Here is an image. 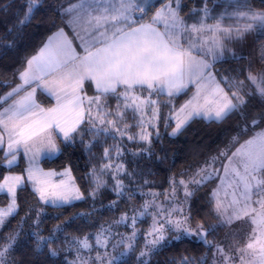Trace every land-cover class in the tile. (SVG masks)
<instances>
[{
  "label": "snow or ice",
  "instance_id": "1",
  "mask_svg": "<svg viewBox=\"0 0 264 264\" xmlns=\"http://www.w3.org/2000/svg\"><path fill=\"white\" fill-rule=\"evenodd\" d=\"M42 2L26 0L21 29L35 19ZM217 6L222 7L218 13ZM61 9L71 35L60 27L48 36L18 70L19 83L0 93V168L6 169L0 194L8 198L0 204V230L19 213L18 191L30 188L42 206L63 207L95 201L107 189L116 197L108 210L136 195L143 202L82 235H66L65 225L58 224L44 236V208H38L34 228L26 233L34 253L42 255L46 249L55 257L65 252V264H117L135 253L142 237L135 259L150 264L162 248L195 238L208 251L199 258L181 256L179 264H264V109L249 112L253 99L264 103V45L259 68L252 61L238 72L216 68L226 53L246 59L236 56L229 44L253 31L264 34V9L249 0H211V6L210 0H202L185 14L183 0H69ZM180 95L188 98L177 106ZM161 97L167 101L162 103ZM110 99L116 101L114 108ZM234 114L244 123L224 149L180 177L169 176L163 191L151 187L139 161L153 155L161 123L174 137L195 119L220 123ZM250 130V138L241 143ZM77 141L89 153L96 145L102 147L86 174L87 194L71 166L46 170L40 164L42 157L60 154L61 144ZM126 141L142 146L133 150ZM21 156L27 166L17 173L13 169ZM209 184L208 203L219 223L193 226L190 201ZM77 215L87 223L92 213ZM28 218L26 214L21 223ZM144 222L146 229L140 227ZM121 227L128 231L121 232ZM216 227L228 228L232 242L209 240ZM21 235L16 229L0 236V264H19L14 253Z\"/></svg>",
  "mask_w": 264,
  "mask_h": 264
},
{
  "label": "trees",
  "instance_id": "2",
  "mask_svg": "<svg viewBox=\"0 0 264 264\" xmlns=\"http://www.w3.org/2000/svg\"><path fill=\"white\" fill-rule=\"evenodd\" d=\"M249 2L256 9H264V0H251ZM25 3L26 0H0V93L9 91L11 87L19 83L16 75L18 70L24 66L26 58L33 55L48 36L60 27H64L71 35L70 29L65 25V19L61 15V5L66 7L69 0H43L42 6L34 13L35 19L21 29L18 21L24 14ZM201 5L202 0H199V2L197 0H184L182 14L188 13L193 7L199 8ZM215 10L218 13L222 10V7L217 6ZM9 29H12L11 34H9ZM13 41L14 43L10 48L5 47V45ZM261 45H264V34L256 31L249 33L244 40L238 42L237 47L239 53L241 50L244 52V49H246L245 54L248 53V56H243L246 59L235 60L231 57L226 58L224 61L217 63L216 68L221 73H228L233 69L238 72L242 67H246L249 61H252L259 68L261 66L259 61ZM88 93L92 95L93 90L88 88ZM38 98L45 103H49V100L40 96V94H38ZM187 98L186 95H180L176 98L175 104L179 106ZM161 101L162 103L166 102L167 97H161ZM109 103L114 108L116 101L115 99H110ZM262 109H264V103L259 98L251 101L250 113L258 114ZM162 111L166 114L168 110L163 108ZM243 123L244 121H242L241 117L235 114L220 123L195 119L181 134L174 137L169 135L171 128L165 129L163 123H161V137L159 140L154 139L151 146L153 155L139 161L141 168L145 172L144 178L152 182L151 187L153 189L163 191L168 188L169 176L174 174L180 177L182 173H186L189 169H194L210 156L216 155L218 151L229 144L231 137L238 133ZM251 134L250 130L247 135L241 136L240 142L242 143L250 138ZM88 139L89 137L86 136L85 141ZM108 143L111 144L112 141L109 139ZM126 144L133 150L142 146L127 141ZM61 149L62 152L58 156L44 159L42 165L47 169L57 170L71 166L77 183L87 194L89 180L86 174L91 167V163L97 162L102 152V147L96 145L89 153L84 145L77 141L72 146L61 144ZM127 159L129 161L132 160L131 156H128ZM25 167L26 161L21 156L19 165L13 171L20 173ZM5 173L6 169L0 168V178ZM212 186V184H209L207 187L202 188L190 201L193 226L197 222H203L205 227L215 226L219 223L208 203L207 192ZM18 199L20 204L19 213L0 230V236H6L16 229L22 230L18 247L14 253V257L19 264H65L64 257L67 255L65 252H60L55 257H50L46 249L43 250L42 255L34 253V245L28 241L26 233L34 228L33 219L36 209L44 208L40 224V231L44 236L50 235L58 224L65 225L66 235H82L86 232L94 231L95 225L99 222L118 218L120 212L128 211L131 204L139 206L143 202L142 198L136 195L133 201L122 199L118 209L108 210V204L115 200L116 197L114 193L107 189L102 191L95 201L89 198L63 207L42 206L34 197L30 188L18 192ZM6 201L7 197L4 196V203ZM93 208L96 210L95 212H93ZM30 209L32 210L31 212H29ZM89 212L92 215L87 223L78 218L77 214ZM26 214L30 218L27 219V222L21 223L22 218H25ZM73 217H77L75 222L67 224L66 222ZM140 227L146 229L148 223L144 222ZM120 231L125 232L128 230L121 227ZM208 239L222 243L232 240V237L229 235L228 228L216 227L208 236ZM142 245L143 238L140 237L135 253L130 254L128 257L120 258L117 264H137L135 256L138 255ZM56 246V244H53V247ZM207 251V248L203 244L198 243L195 238L184 239L178 244L164 247L156 252L151 256L150 264H179L181 256L199 258ZM71 258V256L68 257V259Z\"/></svg>",
  "mask_w": 264,
  "mask_h": 264
},
{
  "label": "rangeland",
  "instance_id": "3",
  "mask_svg": "<svg viewBox=\"0 0 264 264\" xmlns=\"http://www.w3.org/2000/svg\"><path fill=\"white\" fill-rule=\"evenodd\" d=\"M184 1V0H183ZM198 2H199V0H197ZM249 1H251V0H249ZM233 52H235V54H236V56H248V53H246L245 54V51H246V49H244V52L241 50L240 51V53H239V49H233L232 50ZM232 58V56H231V54L229 53V54H226V58ZM89 95H91L90 93H88ZM238 147V146H237ZM59 154H57V155H54V156H51V157H42L41 158V161H40V164H41V167H43L44 169H46V170H48L47 168H45L43 165H42V161L44 160V159H46V158H55L56 156H58ZM25 159V158H24ZM20 160H21V157L18 159V163H17V165H19V163H20ZM25 161H26V159H25ZM26 166H27V162H26ZM57 170V169H56ZM62 170V169H61ZM73 172V171H72ZM74 175V174H73ZM19 192V191H18ZM18 195V194H17ZM4 196H6L7 197V195L6 194H0V204H7V202H8V198H7V201L4 203ZM18 202H19V199H18ZM75 202H77V201H75ZM75 202H73V203H75ZM128 230V229H127ZM232 242V240L230 239L229 241H226V242H222L221 244H228V243H231Z\"/></svg>",
  "mask_w": 264,
  "mask_h": 264
},
{
  "label": "crops",
  "instance_id": "4",
  "mask_svg": "<svg viewBox=\"0 0 264 264\" xmlns=\"http://www.w3.org/2000/svg\"><path fill=\"white\" fill-rule=\"evenodd\" d=\"M215 12H216V10H215ZM187 18V17H186ZM189 22H191V21H189ZM66 31V30H65ZM67 32V31H66ZM69 35H70V33H69ZM237 47H238V42H233V43H230L229 44V48L231 49V50H233V49H237ZM226 54H229V53H226ZM39 94V93H38Z\"/></svg>",
  "mask_w": 264,
  "mask_h": 264
}]
</instances>
